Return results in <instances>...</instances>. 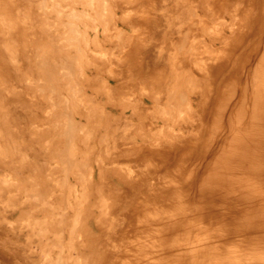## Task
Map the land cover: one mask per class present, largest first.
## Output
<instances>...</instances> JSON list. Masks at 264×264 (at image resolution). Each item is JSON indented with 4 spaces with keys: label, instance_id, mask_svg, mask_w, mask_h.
I'll return each instance as SVG.
<instances>
[{
    "label": "bare ground",
    "instance_id": "obj_1",
    "mask_svg": "<svg viewBox=\"0 0 264 264\" xmlns=\"http://www.w3.org/2000/svg\"><path fill=\"white\" fill-rule=\"evenodd\" d=\"M20 1H23L24 7L26 5L27 8L22 7ZM20 1L0 0V35L3 38V41L0 38V44L4 42L5 47L2 49L0 46V91L3 93L5 90H9L5 84L10 76L8 70L10 68L23 84V88L15 87L11 93L18 95L19 100L28 107L37 105L41 108V110L32 109L33 117H28L25 122L26 125L35 128L34 138L47 136L41 149L51 158L38 161L35 166L34 159H27L24 156L17 157L14 152L9 151L8 147L3 149L0 145V162L7 167L6 170L14 161L16 162L15 167L18 169L21 163L27 161L30 165L26 164V166H30L36 173H47L51 170H59V168L67 172H76L77 183L81 184L82 193L79 196L77 184H73L71 194L77 199L75 205L71 207V212L73 209V213H71L70 211H61L55 203L51 204L49 199L52 197L50 193L53 191L44 190L43 185L35 182L34 178L28 179L32 181V185L26 187L25 182L19 177L16 178L12 174L6 173L5 176L0 177V186L17 190L19 195L24 198L23 205L31 207L32 211L36 213L43 211L44 217L41 220L29 218L26 221L22 218V222L30 234L35 233L40 239V243L34 246L41 253L35 264H93V252L96 248L92 246L90 237H87V223L92 216H95L94 220L97 226L102 231L108 232L115 230L114 225L118 221V217L116 211L112 210L110 200L105 199V207H102V204L97 206L100 208V215L91 211L86 204V201L91 197L95 168L89 162L90 153L94 154V148L87 140H94L96 128L106 123L101 143L102 148L108 151L106 154L112 156L114 147L110 146V139L105 133H112L121 124L109 126L110 122L116 123L118 120L104 116L98 108L92 106L93 103L83 94L84 90L81 85L83 81L88 80V76H85L86 67L80 65V59L86 56L85 58L88 60L90 53L86 50L89 47V42L88 38L84 37L85 31L82 29V25L97 31L103 27L104 33H110L105 35V38L109 40L113 38L120 40L126 32L120 27H118L121 29L120 32L116 34L109 32V26L113 21L111 16L116 12L112 10V4L107 1H104L103 8L102 0ZM197 1L196 3V0H122L120 7L123 17L120 20L126 25L127 30L137 32L140 27H149L153 23L151 14L157 12L176 15L177 24L170 26L168 20L165 22L166 25L159 21L160 27L151 29L149 34L151 44L147 49L144 44L145 40L133 41L135 36H132V52L128 55V61L129 57L130 61L131 58L135 61L131 62L130 71L125 66L121 72H118L115 79L118 81L120 76L129 75V72L134 71L135 82L131 87H126V83L123 82L116 85L119 88V99L113 102L124 112L130 110V113L140 122L142 121L144 126L149 123L153 128L154 122L157 121L166 122L168 125H170L169 122H172L173 125L177 124V127L181 128L183 122L188 123L187 119L190 114L194 113L198 117L206 110V106L211 104L206 100H202L200 103H197L196 100L193 101V96L200 98L203 92L201 84H198L192 73V68L202 73L203 78L206 79L213 73L216 74L220 66L224 64L219 75L221 73L227 75L226 81L222 85L223 93L220 97L218 96L219 99L214 108L215 117L222 118L226 116V109L231 108L230 103L234 100L237 88L234 87L233 81L240 78L242 69L245 71L246 66H251L243 94V108H237L235 116L232 114L228 119V122L232 120V126L238 125L236 129L232 127L235 130L230 137H226L225 134H223V138H220L219 135L217 137L218 142H222L225 148L224 155L219 148L220 143H214L212 146L208 143L209 151L216 153V163L210 164L207 170V181H203L202 185L206 186L210 183L216 192L220 190L222 203L219 198L212 200L213 190H210L206 193L209 200L204 196L198 202V206L194 205V213L197 215L200 213L201 216H204L208 211L213 213L220 211L229 214V219L226 217H222L221 220H219L220 217L218 220L211 218L210 226L202 225L203 222L190 219L186 208H175L170 204L171 199L175 198V194L178 195V190L175 187L178 181L175 175L171 174L174 170L170 163L172 159L170 154L179 155L183 151L182 148L192 149L194 143L203 140L202 137L197 138L203 125L192 124L188 127V139L186 140H183L182 137L179 139V135L183 134H176V129L173 128L169 131V135L174 134L173 139L177 140H171L174 141L171 143L165 137L164 128L156 130L154 136L153 129H151L150 135L152 138L154 137V140L152 139L150 145L153 146L148 147V140L141 134L142 141L145 143L138 144L133 140V145H128L132 146L131 149L126 148L120 151L122 154L117 156V160L113 159L112 172H115L119 179L122 177L128 179L127 183L135 181L137 175L136 172H133L135 167L126 163L125 166H120L118 164L120 157L123 154L127 155L130 151H135L137 154L139 153L138 157H147L148 165H151L153 158L157 157L163 160L165 172L168 174L167 194L172 196L168 199L165 221L161 220L158 210L151 211L148 201H142V197H137L136 204H129L127 208L125 207L123 211L126 210V213L124 212L122 220L125 222L134 219L133 221L136 220L137 225L132 222L128 225V227H133L132 230L126 228V230L120 231L122 252L118 255L116 264H160L156 261V257L162 254L166 255L163 264H184L186 258L192 259L193 264H197L201 262L202 257L206 259L204 262L206 264H264V37L254 40L252 43L249 37V43L243 47L241 53L239 49L236 56L227 52L223 61L214 46L219 40L227 48L232 45L234 48V39L237 34L233 27L239 8L222 9L221 12L228 13V17L231 19L230 24H227L226 15L217 13L219 11L218 0ZM262 1L261 6L264 10V0ZM81 3L83 8L80 6ZM240 5L244 6L243 0ZM244 11L247 17L253 12L247 8ZM14 13H16V19L13 18ZM31 17L37 21L41 17L40 22H35L32 26L39 23L42 27L39 31L40 45L37 46L35 55L29 59L30 67L34 68L29 74L24 70L20 71L19 66L15 63L19 58L17 57L19 51L11 45L12 41H8L9 35L6 31L7 26L12 28L11 30L17 27L15 30L17 39L22 41L24 35H29L28 28L22 23ZM113 26V29L117 28L118 23H113ZM167 26L168 28H164ZM224 26L225 28L229 27L231 37H228L229 32H226ZM256 26H260L264 30V20L260 22L257 18L254 27ZM82 40H84L83 44ZM236 40L243 42V37ZM75 47L78 51L74 54L67 50ZM227 48L223 50L227 51ZM96 57L98 56L92 54L93 59ZM228 58L229 61L226 60ZM237 59L240 63L239 68L234 66ZM86 63H92L90 58L83 64ZM189 69H191L192 75H188ZM166 74L167 83L162 87L159 84ZM243 74L245 75L246 71ZM225 76H222L221 80ZM108 85V82L102 77V91L107 90L108 92ZM5 105L6 102L1 100L0 136L4 135L3 133L10 126V121H8L10 116L4 115ZM9 105L10 103L7 102L6 107ZM78 117L81 121L85 117L88 126L91 124L89 122H94V129H90L91 126L89 129H80L79 124L83 123L77 122ZM181 119L184 121L181 122ZM198 123H201V120ZM219 123L218 121L217 124L220 125L221 123ZM125 124L132 125L128 121ZM6 133L8 132L6 131ZM155 135L166 138L167 145H157L155 140L158 138ZM80 139L82 147L78 145ZM128 140L132 142V139ZM178 140L181 145H178ZM31 160L34 161V166ZM101 162L102 152L99 151L96 163L98 169L104 170ZM109 168L111 167L109 166ZM123 168L127 170L124 169V171ZM100 177L103 179L104 187L106 184L109 185L108 176L103 174V171L100 173ZM171 187H175L174 190H171ZM104 189L102 188V193L106 191L109 197L113 196L110 190ZM11 197L13 198L15 195H11ZM185 200L184 196V202ZM100 203H102V196ZM150 206H152L151 203ZM243 208L248 211L247 214L243 212ZM201 219L203 217H200ZM240 220L242 221L239 223L240 226H235ZM186 221L190 223L192 236H185ZM141 222L147 227L144 228V234L137 232ZM230 222L232 226H228ZM192 223L197 224L192 225ZM247 224L250 226L248 231L245 230ZM252 224H260L257 232H254ZM162 225L171 228H176L178 225L179 228L174 229L171 237L168 236L169 233H164L163 241L166 247L163 250L157 249L156 255L155 245L152 241L157 239L155 236L157 232H154V235L153 229L159 232ZM1 230L0 226V232ZM223 231L224 235L221 236ZM239 234L253 240L242 247H236L233 242L241 239L238 237ZM52 235L53 237H50ZM227 236L229 238L225 241ZM137 239L142 241L145 239L149 242L144 245ZM250 249L252 251L249 253ZM10 253L11 249L7 246L6 238L0 237V264H25L26 256L24 254L20 261H14ZM140 256H149L152 260L149 263H142L138 260ZM171 257H174L172 263Z\"/></svg>",
    "mask_w": 264,
    "mask_h": 264
},
{
    "label": "rangeland",
    "instance_id": "obj_2",
    "mask_svg": "<svg viewBox=\"0 0 264 264\" xmlns=\"http://www.w3.org/2000/svg\"><path fill=\"white\" fill-rule=\"evenodd\" d=\"M16 1V0H14ZM20 1V0H19ZM30 1V0H29ZM104 1L110 2L112 5V10H115L116 14L112 15V23L110 24L109 32L112 33H118L121 29H124L126 34L124 37H122L120 40H117L116 38H113L112 40L106 39L105 35L110 34L108 32L104 33L103 27L99 28L97 31L96 29L85 27L82 25V29L85 31L84 37L88 38L89 47L86 49L90 55L88 57V60L92 61V63H86L83 64L84 61H88L85 57L80 59V65L85 66V76H88V80L83 81L84 90L83 94L86 96V98L90 99V101L93 103L94 108H98L100 113H102L104 116H107L109 118L112 117V120L116 118L118 120L116 123H109V126H113L114 124H121L118 129L110 132H106L109 140V144L111 147H114V150L112 152V156L107 155L105 149L102 148V135L104 133V124H102L101 127L96 128V136L95 139L90 141L87 140V142H90V146L94 148V154H91L90 157V163L93 165L94 172H93V183H92V193L89 200H87L86 204L89 206V209L91 211L98 213L100 215L101 211L100 208L97 206L99 204H102V207H105V199L110 200V204L112 205V210L116 211V215L118 217V221L115 223L114 227L115 230L112 231H102L95 222L94 218L95 216H92L87 223V237H90V241L92 243V246H94L95 251L93 256V264H116L118 255L122 252V242L120 239V231L126 230V228L132 230L133 227H128V225L132 222H134V225H137V221H133L134 219H130V221H123L124 212L126 213L125 207L127 208L129 204H136L137 203V197H142L143 200H147L149 204V208L151 211L158 210L160 218L162 221H165V214L166 210H168L167 204L168 199L171 194H167V185L166 181L168 180V174L165 172V166L163 164V160H160L159 158L155 157L153 158V161L151 165H148V160L146 161L147 157H138L139 153L137 154L135 151H130L127 153V155H122L120 157V161L118 164L120 166H125L126 164H130L134 166L133 172H136L137 175L135 176V181H131L127 183L128 179H125L122 177V179L117 178V175L115 172H112L113 169V159L117 160V156L122 154L120 151L125 150L126 148L131 149L132 146H128L129 144L133 145L134 142H137L138 144L145 143L142 141L141 134L148 140L149 146L151 147L153 145H150L151 141L154 140V137L150 135L151 129L154 132L158 129L164 128L166 131L165 137L171 142L176 141L177 139H173L175 135H169V131L176 129V134H183L179 135V139L182 137L183 140L188 139V130L190 126L193 125H203V128L199 130V133L197 138H204L203 140H198L196 143H194L192 149L189 148H182V152L179 155H175L172 153L170 154L172 159L170 161L173 172L172 175H175L178 183L175 185L176 189L178 190V195L175 194V198L171 199L170 204L174 205L175 208H186L187 212L189 213L190 219L199 220L203 223L202 225L210 226L211 218H216L218 220L222 219V217H226V219H229V214H224L223 212H211L208 211L204 216H201L200 213L197 215L194 212V205L196 204L198 206V202L203 199L204 196L207 197L206 193L210 190H213V199L218 200L220 198V190L216 192L210 183L206 186L202 185L203 181H207V175H208V169L211 163H216V153L210 152V145L212 146L214 143H220V150L223 154L224 147L222 145V142H218L217 137L219 135L220 138H223V134L227 136H231L236 129L238 124H234L232 126L230 122H228L229 117L234 114L237 111V108H243L242 102H243V94L245 92L246 87V79L247 75L250 72L251 66H246L244 70L246 71V74L243 73L245 71L240 72L241 76L240 78L236 79V81H233L234 87L236 89V93L234 95V100L230 103L229 109H226V116L225 117H215V104L218 102L219 97L223 93V87L222 85L225 84L226 76L225 75H219L221 72V67L224 65H221L218 72L213 73L208 78H203V74L199 73L198 70H193L192 73L195 76V79L197 80L198 84H201L202 86V96L200 98H196L193 96V101L196 100L197 103L202 100H206L209 104V106H206V110L203 111L202 114H200L198 117L196 115L190 114L187 121L188 123L181 125V128L177 127V124H174L172 122H169L170 125L166 124V122H157L155 121L153 124V128H151V124L142 125V121L138 120L137 117H134L130 110H127V112L122 111V109H119L117 105L114 104V100L117 101L119 99V92H118V85L119 83H126V87H131L134 82V71L129 72V75H122L120 76V79L117 81L115 79V76L118 75V72H121L123 68L126 66L128 70H131V62L135 61L133 58L129 57L128 61V55L132 52V43L133 41H139L140 39L145 40L146 49L149 48L150 43V37L149 34L151 33L152 28H157L159 26V21H162L166 25V20H168V23L170 26H175L177 24V17L176 15H167L166 13H159L157 12L155 15L151 14V19L153 23L149 27L139 28L137 32H133L132 30H127L126 25L123 24V22L120 20L121 17H123V11L120 7L122 5V0H102V8L104 5ZM242 0H218V9L217 11L218 15H222L223 12L222 9H234L239 8V13L235 18V26L233 29L236 30L235 39H239L240 37H243V42L235 41L234 39V48L233 45L230 48H227L225 44H221L218 40V43L216 46H214V49H217L219 51V54L223 61L225 60V55L227 52H231V54H234L236 56V52L239 49L240 53L243 51V47L249 43V40L251 39V43L254 40H257L259 38L264 37V30L260 26L254 27L256 23V19L258 18L260 22L264 20V10L263 6H261L262 0H243V5H240V2ZM198 1L196 0V3ZM21 6L24 7L23 1H20ZM250 4V5H249ZM78 5V4H77ZM82 8V3L80 5ZM119 6V7H117ZM251 8H250V7ZM249 10H253L252 15H249V17L245 16V8ZM24 8H27L25 5ZM126 9V7H125ZM25 10V9H23ZM114 12V13H115ZM164 12V11H163ZM231 13V12H230ZM225 14V13H224ZM223 14V15H224ZM226 15V23L230 24V17H228V13ZM16 17V13H14V19ZM174 17H176L174 19ZM257 17V18H256ZM130 19V17H127ZM126 18V19H127ZM206 18V17H202ZM41 17H39V20H35L33 17L30 19L28 18L25 23H22L25 25L27 29V33L29 35H24L22 41H19L17 39V29L7 26V35H9L8 41H12L11 45L15 47V50H18L17 53L18 60L15 61V63L19 66V70H24L25 73H32L33 67H30V61L32 55H35V51L37 50V46L40 45V36L39 31L41 29V25L38 23L36 26H32L35 22H40ZM117 22L118 26L117 28L113 29V23ZM16 23V21H15ZM17 26V25H16ZM156 26V27H155ZM14 27V26H13ZM120 27V28H118ZM160 27V26H159ZM164 28H168L164 27ZM225 28V26H224ZM226 32L228 33V37H231L230 29L226 26ZM14 32V33H13ZM37 32V33H36ZM41 33V32H40ZM38 35V38L36 36ZM241 35V36H239ZM132 36H135L134 40L132 41ZM246 36V38H244ZM256 36V37H255ZM250 37V39H249ZM1 41H3L2 36L0 35ZM84 40H82L83 44ZM160 44V42H157ZM87 44V43H86ZM98 44V45H97ZM1 48L4 47V42L0 44ZM83 48V46H82ZM227 51L223 50L226 49ZM69 52L71 51L72 54L76 53L78 50L77 48H70L67 49ZM66 50V51H67ZM221 50V51H220ZM223 52V54H222ZM92 54H95V59L92 58ZM145 59V58H144ZM229 61V58L226 59ZM239 60L237 59L235 61V68H239ZM15 68V67H13ZM10 76L8 77V82L5 84L6 87H9L10 90H5L3 93L0 91V101L3 100V102L10 103L9 106H4V115L6 117L10 116V123L9 128L3 133L4 135L0 136V145L4 149V147H8L9 151H12L15 153L17 157H25L27 159H34L35 160V166L38 163V161H44L51 158L49 154H47L44 150L41 149L42 145H44L45 138L47 136H43L42 138H34V129L33 127H30L29 125H26V119L32 116V109H39L37 105H34L33 107H28L24 102H21L19 100V96L16 94H12L11 92L15 87L23 88L22 81H20L19 78L16 77V73L13 72L10 68L8 69ZM191 69L188 70L189 74L192 75L190 72ZM166 76L167 74L161 79V83L159 85L165 86L166 82ZM225 76L223 80H221V77ZM102 77L108 82L109 90L102 91ZM136 77V75H135ZM81 81V80H80ZM253 82V81H252ZM106 84V83H105ZM80 88V87H79ZM128 89V88H127ZM29 91V89H27ZM9 94V95H8ZM4 96V97H3ZM219 96V97H218ZM139 99V98H138ZM28 103V102H26ZM246 104V103H245ZM197 110V106H196ZM247 112V111H246ZM246 115V114H245ZM245 117V116H244ZM237 117H235V120L237 122ZM201 120V123H198ZM131 122V124H125V122ZM220 122L218 125L217 122ZM77 122H82L83 124L80 125L81 128H91L92 129L94 122L91 123L88 126L87 120L84 117L83 121L79 120V117L77 118ZM166 124V125H165ZM131 125V126H130ZM165 125V126H163ZM218 125V126H217ZM167 126H170V128H167ZM217 126V127H215ZM138 127L139 130H138ZM235 128L234 130L232 129ZM231 128V129H230ZM94 129V128H93ZM11 131V132H10ZM157 140H155V143L158 145H167L166 138H163L162 136L155 135ZM128 139H132V142ZM153 139V140H152ZM174 140V141H171ZM202 141V142H201ZM178 145H181V142L179 140L177 141ZM4 143H6L4 145ZM79 147H82L81 139H80ZM210 145H209V144ZM63 146H65L63 144ZM91 150V148H90ZM99 151L102 152V169H98V165L96 163V159L99 157ZM93 152V151H92ZM224 155V154H223ZM32 161V160H31ZM13 162V161H11ZM10 167L8 170L6 166L2 165V162H0V177L5 176L6 173L12 174L16 178H20L23 182H25L26 187L32 185V181H29L28 179H35V182H39V184L43 185L44 190L46 191H53L50 193L52 197L49 199L50 203L57 204L61 211H70L71 207L75 205V200L77 198L74 197L73 194H71L73 184H77V188L82 193V186L81 184L78 185L76 172H67L66 170L60 169L59 170H51L50 172H43V173H36L30 166H26V164L30 165L29 162L21 163L20 168L18 169L15 167L16 162L10 163ZM32 164L34 166V161H32ZM109 166L111 168H109ZM123 168L122 170H124ZM121 170V171H122ZM127 170V169H125ZM124 170V171H125ZM106 174L108 176L107 180L109 181V185L106 184L104 187L103 179L100 177V173ZM15 174V175H14ZM102 179V180H101ZM131 183V184H129ZM182 185L181 187H179ZM105 188L107 191L110 190L112 193V197H109L106 191L102 193V188ZM175 187H171V190H174ZM104 189V190H105ZM167 190V191H166ZM18 193V194H17ZM11 195H15V197H11ZM24 196V195H23ZM101 196H102V203L101 202ZM184 196L186 197V200L184 202ZM12 198V199H11ZM207 200L209 198L207 197ZM22 202V203H21ZM24 198L19 195V192L15 190L14 188H2L0 186V226L2 227V230L0 232V237L6 238L7 246L11 249V257L14 259V261H20V258L22 254L26 256V259L24 260L25 264H35L39 257L41 256L40 251L34 247L36 244L40 243L39 237L36 236L35 233L30 234L29 230L25 228L22 218H24L26 221L29 220V218H36L42 219L43 211L34 212L32 211L31 207H27L26 205H23ZM150 203L152 206H150ZM185 203V204H184ZM222 203V202H221ZM165 210V211H163ZM150 211V212H151ZM161 212V213H160ZM243 212L245 214L248 213L245 208H243ZM73 213V209L72 212ZM200 217H203V219L200 220ZM187 222V229L185 236H192V230L190 228L189 221ZM242 221H238V224L235 226H240L239 223ZM197 223H192V225H196ZM260 224H252V227H254V232H257V229L259 228ZM263 225V224H261ZM228 226H232L231 222L228 224ZM227 226V227H228ZM162 225L159 229V232L153 229L154 232H157L155 236H157V239H153V243L155 245V254L157 255V249L163 250L166 245L163 241L164 233H169L168 236L171 237L172 233L174 232V229L179 228L178 225L175 227H169ZM249 225L247 224L245 230L248 231ZM144 228L147 227L144 226V223H140V228L137 231L138 233L144 234ZM228 229V228H227ZM177 232V230H176ZM224 235L221 234V236ZM220 236V237H221ZM50 237H53L50 236ZM238 237L241 239L234 241V245L236 247H242L243 245H246L247 242L253 240L252 238L246 237L243 234H239ZM147 238V237H146ZM154 238V237H153ZM229 237L227 236L225 241H227ZM137 241H140L142 244L145 245L146 242H149V240H141L137 239ZM130 245V244H128ZM219 246H221L220 243H218ZM225 246V244H224ZM222 248V246H221ZM33 249V250H32ZM226 249V248H225ZM224 249V250H225ZM32 250V251H31ZM223 250V251H224ZM252 250L250 249L248 252L250 253ZM89 253V252H88ZM23 255V256H24ZM164 258H166V255L162 254L158 257H156V261L160 262V264H163ZM173 258L171 257L173 262ZM142 263H149L151 262V258L149 256H140L138 259ZM205 258H201V262H198L197 264H206ZM184 264H193L192 259L185 260Z\"/></svg>",
    "mask_w": 264,
    "mask_h": 264
}]
</instances>
